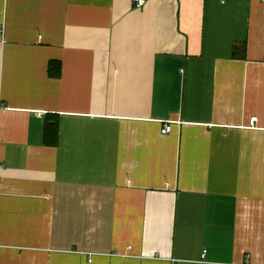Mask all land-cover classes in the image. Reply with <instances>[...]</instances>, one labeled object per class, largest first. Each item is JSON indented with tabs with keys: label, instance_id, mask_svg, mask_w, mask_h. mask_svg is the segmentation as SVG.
<instances>
[{
	"label": "crops",
	"instance_id": "0c3cea01",
	"mask_svg": "<svg viewBox=\"0 0 264 264\" xmlns=\"http://www.w3.org/2000/svg\"><path fill=\"white\" fill-rule=\"evenodd\" d=\"M0 264H264V0H0Z\"/></svg>",
	"mask_w": 264,
	"mask_h": 264
},
{
	"label": "built area",
	"instance_id": "2783aa9c",
	"mask_svg": "<svg viewBox=\"0 0 264 264\" xmlns=\"http://www.w3.org/2000/svg\"><path fill=\"white\" fill-rule=\"evenodd\" d=\"M135 3H136L137 8H142L145 5V0H135ZM256 122H257V118H252L250 121V125L254 126ZM171 132H172L171 123L166 124L161 131L163 135L170 134ZM205 257H206V253L203 254L202 258L204 259Z\"/></svg>",
	"mask_w": 264,
	"mask_h": 264
},
{
	"label": "trees",
	"instance_id": "16d2710c",
	"mask_svg": "<svg viewBox=\"0 0 264 264\" xmlns=\"http://www.w3.org/2000/svg\"><path fill=\"white\" fill-rule=\"evenodd\" d=\"M236 48H234V50H235ZM233 53H234V51H233ZM233 56H234V54H233ZM55 67V64L54 63H52L51 64V66H50V68H49V72H52V68H54ZM54 71V70H53Z\"/></svg>",
	"mask_w": 264,
	"mask_h": 264
}]
</instances>
